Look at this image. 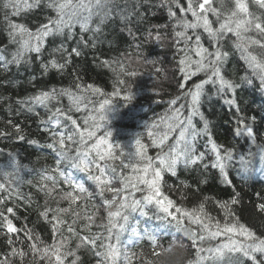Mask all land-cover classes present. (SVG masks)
I'll list each match as a JSON object with an SVG mask.
<instances>
[{"label": "snow or ice", "instance_id": "1", "mask_svg": "<svg viewBox=\"0 0 264 264\" xmlns=\"http://www.w3.org/2000/svg\"><path fill=\"white\" fill-rule=\"evenodd\" d=\"M42 0H3L4 19L9 43L17 45L15 51L7 52L5 48H0V69L7 72L10 66H19L21 63H31V54H37L39 58L45 46V40L49 36L66 37L71 41L76 36L75 29L78 27L81 33L80 40L76 41V46L71 51L61 43L52 51L60 53L63 62L58 59H50L47 63L41 62V68L45 74L51 69L63 71L72 63L71 57L83 54L81 45L87 46L83 40V33L92 32L90 37L94 40L95 34L102 31V26L118 16L125 24L131 23V18L136 17L137 22L143 19L141 9L144 5H153V0H125L122 7L118 0H45L46 7L53 10L55 17H49L47 22L42 24L35 32L21 23H13L10 16H19L22 11L31 10L41 4ZM250 3L258 11L250 10ZM186 7L181 4V0H160L155 7H165L169 17L175 23L173 33L176 38L178 51L182 53L178 61V71L182 75V82L178 87L185 89L186 84L198 74H204L205 79L183 91L181 96L171 99L169 108L161 116L158 122L145 125L147 137L151 140L152 146L160 149L155 157L148 154L147 146L142 142L141 133L137 134L134 140L133 151L125 152L119 144L111 142L112 132L105 127L108 113L114 105L111 97H121L124 101L130 102L133 94L128 93L121 96V87L126 81L123 76H137L135 72L128 70L127 65L122 61H115L118 68H113L116 73L117 87L111 94L104 93L99 87L88 84L87 87L77 84V93L70 89H51L50 91H40L26 100L18 101L28 113H35V106L43 107L49 113L47 119H41L40 124L43 129L50 133L51 142L46 147L54 153L56 167L51 169L55 175H43L41 179L50 181L52 187L48 189L47 195L56 191L61 199L68 202V207H46L40 213L41 217L51 226V231L57 242L47 244L40 235L29 230L25 236L29 243L24 247H16L17 243L24 245L25 241L19 237L12 236L22 229L14 225L10 216H15L14 207L0 208V235H9L5 243L10 251L0 258V264H79V250L82 247H89L97 257L96 264H134L140 260L141 264H152L153 258L163 255L162 249L170 250L175 246L186 249L187 254L190 249L194 250V258L187 259L188 264H264V235L257 233L248 225L241 222L234 211V206L240 203V193L233 192L229 200H214L216 207L223 213V221L213 216L206 208L209 197H204L197 206L186 208L178 206L175 201L169 198L162 190L163 174L177 175V168L180 165L190 167L205 160V153L197 154V140L201 136L208 138L211 145V153L214 155L211 167L218 169L224 184L232 186L228 168L233 160V151L229 148L218 145L212 138L209 121L200 111L202 98L206 96V86L212 85L216 93L224 96L231 93L233 97L238 88L242 85L234 80L226 78L222 74L223 64L229 52L226 45L230 41L231 46L240 52L241 58L245 60L251 75L260 81L261 91L264 92V0H186ZM174 8H179L181 16L177 17ZM190 13L192 19L187 15ZM209 15L215 17L216 27ZM95 27L93 28V24ZM158 27V26H157ZM203 33L211 44L212 50L202 43ZM131 35V30L129 29ZM153 34L149 32V36ZM155 39L160 40V34L156 33ZM95 42L92 47H95ZM191 53L195 54L193 59ZM156 61L150 60V63ZM105 65L111 66V62L105 60ZM156 71H162L156 69ZM241 80L251 84L252 80L245 76ZM88 93H91L89 95ZM68 96L71 107L76 112H85L83 116V127L68 115L62 107L54 110L50 107L51 102L59 103V97ZM92 96L105 97L98 101H93ZM178 100H183L179 107ZM230 107H234L237 113L240 108L234 98L226 100ZM185 108L187 115H184ZM264 112V106L260 108ZM20 113L17 112V115ZM194 117H199L203 122V127L198 128L193 122ZM70 121L69 126L62 122ZM9 123H11L9 121ZM256 123L255 116H245L241 113L237 117L236 135H246L258 149L261 161V171L264 172V144L257 143V135L254 131ZM19 139L23 140V130L12 124ZM60 129V130H57ZM104 129L103 135H97ZM178 130L175 142L168 145L167 142ZM11 135L6 131H0V136ZM91 141V143H89ZM31 143L35 145L36 140ZM69 144L76 145L73 149ZM223 148V151L221 149ZM117 150L118 154H117ZM74 152V154H73ZM255 156V153H250ZM10 164L14 171H8L0 167V177L4 182H0V205L13 199H21L23 194L19 191V185L23 183L20 176L18 160L12 154ZM121 161V169L130 170L128 173L118 171L117 167L111 163L116 160ZM240 171L244 173L243 178L248 179L247 173L251 171L250 161L244 156L239 157ZM63 164L65 171L60 167ZM27 166H25L26 168ZM207 169L208 164H203ZM81 172L87 174V179L92 181L95 189L102 198V208L106 212V223H101L99 227L103 232L90 233L79 236L71 224L61 219L62 213H69L71 205L77 204L81 195L91 199L94 192L89 190L74 173ZM59 178V179H58ZM62 180L63 184L69 186L71 190H58L57 185ZM201 183H206V179ZM15 185V187H13ZM190 187V185H189ZM43 190V188H42ZM142 193L136 198V193ZM74 193H79L77 195ZM105 193H111V198H106ZM259 202L255 205L258 213L264 216V197L256 194ZM187 198L186 196L184 197ZM149 206L154 207L152 215L147 210ZM95 207V206H94ZM101 211L100 207H95V211L86 215L84 219L88 222L85 229L90 231L91 224L96 219V213ZM139 212L141 217L149 220L154 218L160 222L156 228L145 227L140 229V222L131 223V217ZM51 219L49 220V214ZM79 217V213H75ZM74 220L72 223L74 224ZM60 225H66L70 234L68 237L57 235L61 233ZM128 233L127 240L122 239ZM171 233L169 245L164 247L161 244V237ZM72 236H79V243L76 249L69 247ZM222 241L212 244V241ZM141 241H146L150 252L139 253L131 251L133 245H139ZM31 255L32 261L28 262Z\"/></svg>", "mask_w": 264, "mask_h": 264}, {"label": "trees", "instance_id": "2", "mask_svg": "<svg viewBox=\"0 0 264 264\" xmlns=\"http://www.w3.org/2000/svg\"><path fill=\"white\" fill-rule=\"evenodd\" d=\"M118 2L122 7L126 6L125 0H118ZM159 3L160 0H153L152 6L144 5L141 9L143 19L139 22L133 16L131 23L125 24L118 16H113L102 26V31L95 34L94 40L90 38L94 35L92 32L83 33V40L87 43L86 47L81 45L83 54L79 57L72 55V63L63 71L50 68L48 73L45 74L41 68V62L47 63L54 58L63 62L61 54L53 52L52 49L64 43L71 51V48L76 46V41L81 38L78 27L75 29L76 36L71 41L61 36L46 38L42 55L37 58V54L32 53L31 63H21L18 67L12 65L7 72L0 69V131L11 133V135L0 136V167L8 171H14L10 164L9 154L11 153L12 156L16 157L21 165L20 176L24 181L19 185V191L23 194V197L27 198L13 199L7 201L4 205H0V208L14 207L15 216H10V218L13 219L14 225L22 231L11 235L25 241L24 245L17 243L16 247H24L27 250L26 246L29 241H27L25 232L29 230L40 235L41 239L47 244L57 242L50 224L41 217L40 213L46 207L69 206L68 202L61 199L56 191H53L51 195H47L52 184L50 181L41 179V174L55 175L51 169L56 167L54 153L46 147V144L51 142L50 133L45 131L40 124V120L47 119L49 113L41 106H35V113H28L18 101L26 100L40 91H50L51 89H70L75 93L78 91L77 84L84 87L91 84L94 87H99L104 93L111 94L117 87L116 73L113 72V68H118L115 61L119 60L127 65V59L130 57L140 61L154 60L155 63L140 68L137 76L122 77L126 83L120 86L121 96L132 93L133 99L127 102L121 97L109 96L108 98L113 100L114 105L108 113L105 127L112 132L111 142L119 144L127 153L133 151L135 137L141 133V139L147 146L148 154L155 157L160 149L152 146L151 140L147 137L145 125L154 121L158 122L168 110V102L171 99L181 96L188 87L205 79L204 74L201 73L189 80L184 90L178 87L182 82V75L178 71V61L182 53L178 51V47L183 45L176 44L173 33L175 21L169 17L165 7H155ZM2 4L3 0H0V48H5L7 52H11L16 50L17 45L9 43ZM181 4L186 7V0H181ZM129 10H131L130 0ZM250 10L258 11L251 3ZM174 11L181 16L179 8H174ZM186 15L189 20L192 19L190 13ZM49 17H55V13L47 8L45 0H42L39 6L30 10V13L22 11L19 16H10L9 18L13 23L24 24L35 32L42 24L47 22ZM209 19L213 21L214 27L218 26L215 24V17L209 15ZM94 27L95 23L93 24ZM197 31L202 35L204 46L212 50L207 34L203 33L202 29ZM149 32L153 35L149 36ZM156 33L160 34L159 41L155 39ZM94 42L96 46L92 47ZM226 50L229 52V56L223 64L222 74L242 86L237 89L233 97L231 93L220 96L212 85H207V94L202 98L200 111L209 121L213 140L218 145L233 151V160L228 168L232 186L225 185L220 177L219 170L211 167L214 159V155L210 151L211 145L208 143L207 137L201 136L197 140V154L205 153V160L187 168L183 165L178 166L177 175L175 176L165 172L163 174L162 190L178 206L189 209L197 206L204 197H209L206 208L221 221H223V213L216 207L214 200L226 201L232 197L233 192H239L240 203L234 206L236 215L239 216L241 222L250 226L257 235H264V216L258 213L255 208V205L259 202L256 194L259 193L260 196L264 197V172L261 171L258 149L255 145H252L253 143L246 135H236L237 117L241 113L248 117L255 116L254 131L257 135V143L264 144V112L260 111V108L264 106V92L261 91L259 79L251 75L247 63L241 58L240 52L231 46L230 41L226 45ZM191 55L193 59L197 58L194 53H191ZM105 60L110 61L111 66L105 65L103 63ZM158 68L162 71H156ZM245 76L252 80L250 85L241 80V77ZM88 94L91 95V93ZM103 98L105 97L92 96L93 101ZM230 98L237 101L240 113H237L234 107H230L226 103V100ZM181 103H185V101L178 100L175 107H179ZM50 107L53 110L56 107H62L68 115H71L77 121L81 128L83 127L82 118L86 113L76 112L74 109L68 112L71 107L68 96L59 97V103L51 102ZM17 112L20 114L17 115ZM187 114L185 108L184 115ZM62 122L69 126L70 131L72 130L70 121L62 118ZM193 122L198 128L203 127V122L199 117H194ZM12 124L23 130V140L19 139ZM103 132L104 129L98 132L97 135H103ZM177 136L178 130L172 135L167 144H173ZM32 140H36L37 143L33 145ZM69 146L73 149L76 147L73 144H69ZM221 151H223V148ZM250 153L256 155L252 156ZM240 156H244L250 161L251 171L247 173V180L243 178L244 173L240 171ZM111 163L117 167L118 171L125 173L130 171L121 169L119 159ZM203 164H208L209 167L205 169ZM25 166L27 167L25 168ZM60 167L65 171L70 170L65 169L63 164ZM74 174L85 183L89 190L94 192V195L91 199H87L79 193H74L81 195V198L77 204L71 205L69 213L61 214V219L65 220L67 224H71L79 236L103 232L104 229L99 225L107 221L106 212L102 208V198L96 194L98 190L95 189L93 182L87 179L86 173L75 172ZM205 179L206 183H201ZM0 182H4L3 177H0ZM57 188L61 191L71 190L68 185L63 184L62 180ZM141 195L142 193H136V198ZM111 196V193H105L106 198H111ZM94 206L100 207L101 211L96 213V219L91 224L89 231L84 227L88 223L84 217L95 211ZM147 210L150 215L155 211L153 206H149ZM75 213H79V217ZM50 219L51 213L49 214ZM74 220L76 222L73 224ZM136 222H140L141 230L145 227L156 228L160 226V222L154 216L153 219L149 220L147 217H141L139 212L134 213L131 217V223L135 224ZM60 228L61 233L57 235L64 237L70 235L66 225H60ZM79 236H72L69 241V247L73 250L76 249V244L79 243ZM8 238V234L0 235V254H7L10 251L9 246L5 243ZM128 238V233H125L122 237L124 240ZM170 239L171 233L167 236L162 235L161 244L167 247ZM222 239L220 238V240L211 243L214 245ZM131 251L149 253L150 248L146 241H141L139 245H133ZM78 255L80 256L79 264H96L97 257L89 247H82ZM0 258H3V255H0ZM191 258H194V250L192 249H190L186 259ZM71 259L69 257V262ZM31 261L32 257L29 255L28 262ZM69 262H66V264H69ZM37 264H40V262L37 261ZM43 264H47V261H44ZM134 264H141V261L136 260ZM248 264H251V262H248Z\"/></svg>", "mask_w": 264, "mask_h": 264}, {"label": "clouds", "instance_id": "3", "mask_svg": "<svg viewBox=\"0 0 264 264\" xmlns=\"http://www.w3.org/2000/svg\"><path fill=\"white\" fill-rule=\"evenodd\" d=\"M150 60L140 61L130 57L127 59V68L129 71L135 72L138 75L140 68L145 64H150ZM161 251L163 255L158 258H153L152 264H188L186 249L181 246H175L170 250L162 249ZM145 255H147L146 252ZM137 258H139V253H137Z\"/></svg>", "mask_w": 264, "mask_h": 264}, {"label": "bare ground", "instance_id": "4", "mask_svg": "<svg viewBox=\"0 0 264 264\" xmlns=\"http://www.w3.org/2000/svg\"><path fill=\"white\" fill-rule=\"evenodd\" d=\"M25 12V11H24ZM27 13H30V10L26 11ZM177 17H180L179 15H177ZM78 91H76L75 93H77ZM154 93V91H152ZM153 95H156V94H153ZM152 95V96H153Z\"/></svg>", "mask_w": 264, "mask_h": 264}, {"label": "rangeland", "instance_id": "5", "mask_svg": "<svg viewBox=\"0 0 264 264\" xmlns=\"http://www.w3.org/2000/svg\"><path fill=\"white\" fill-rule=\"evenodd\" d=\"M146 66H149V65L145 64L144 67H146ZM140 77H141V79L143 80V78H142L141 75H140ZM147 79H148V78H147ZM252 145H254V144H252ZM255 147H256V145H255ZM256 148H257V147H256Z\"/></svg>", "mask_w": 264, "mask_h": 264}]
</instances>
